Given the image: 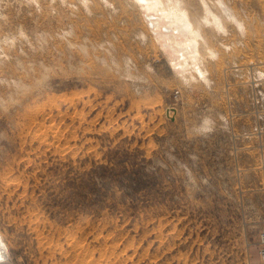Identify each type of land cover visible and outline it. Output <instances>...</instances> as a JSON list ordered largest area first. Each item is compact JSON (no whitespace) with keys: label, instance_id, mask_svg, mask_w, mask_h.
<instances>
[{"label":"rangeland","instance_id":"rangeland-1","mask_svg":"<svg viewBox=\"0 0 264 264\" xmlns=\"http://www.w3.org/2000/svg\"><path fill=\"white\" fill-rule=\"evenodd\" d=\"M178 1L204 74L138 0H0L10 264H262L264 0Z\"/></svg>","mask_w":264,"mask_h":264},{"label":"bare ground","instance_id":"bare-ground-1","mask_svg":"<svg viewBox=\"0 0 264 264\" xmlns=\"http://www.w3.org/2000/svg\"><path fill=\"white\" fill-rule=\"evenodd\" d=\"M168 2L170 3L171 0H168V1L167 0H138V3L140 5H145L151 11H155L154 13L152 12L153 15L148 16V18L151 19L152 27H156V30L160 29L159 26L161 28L164 26L166 30L168 31H170L171 29H174V30L177 29V32H180L181 34L186 35L189 38L190 42L186 44V46H184L181 43L179 44L177 42L178 47H176L177 48L176 50L183 52L182 60L178 63L180 64V67L182 70L181 72L185 73L186 71H188V66L192 65V68L193 69L195 68L197 73L204 74V68H202L201 63H200L202 61L203 55L200 50V46H198V44H200V36H201V33H199L200 32L199 25L193 21V18L190 14V11L187 5L180 4V1L177 0L172 5L170 4L169 6ZM181 2L183 1L181 0ZM170 37L173 43L172 48L175 49L174 43L176 41H175L173 34H171ZM211 50L212 49L210 48V51ZM191 58L194 59V61H191L190 60ZM4 245L7 247V249L4 247ZM7 250H8V245L6 244L2 233H0V264H10V262L6 258ZM258 253L262 261L263 257L259 250H258Z\"/></svg>","mask_w":264,"mask_h":264},{"label":"built area","instance_id":"built-area-1","mask_svg":"<svg viewBox=\"0 0 264 264\" xmlns=\"http://www.w3.org/2000/svg\"><path fill=\"white\" fill-rule=\"evenodd\" d=\"M259 251H260V253L262 254V257H263L262 264H264V231L260 234Z\"/></svg>","mask_w":264,"mask_h":264}]
</instances>
